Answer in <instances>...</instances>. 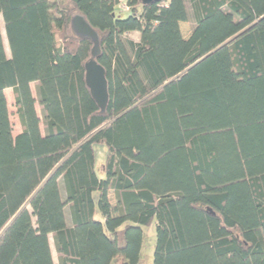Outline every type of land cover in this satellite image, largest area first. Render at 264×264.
<instances>
[{
	"label": "trees",
	"instance_id": "trees-1",
	"mask_svg": "<svg viewBox=\"0 0 264 264\" xmlns=\"http://www.w3.org/2000/svg\"><path fill=\"white\" fill-rule=\"evenodd\" d=\"M125 4L0 0V264H55L50 237L58 264H139L152 222V264H264V0ZM75 14L98 35L103 113Z\"/></svg>",
	"mask_w": 264,
	"mask_h": 264
},
{
	"label": "rangeland",
	"instance_id": "rangeland-1",
	"mask_svg": "<svg viewBox=\"0 0 264 264\" xmlns=\"http://www.w3.org/2000/svg\"><path fill=\"white\" fill-rule=\"evenodd\" d=\"M179 7L183 8V9L187 8L185 3L179 4ZM183 9H182V11H184ZM120 14H121L122 18L126 17V14H124V13H120ZM181 25H182L184 33L189 31V27H190L191 23L188 21L186 12L185 13L183 12V14H182ZM0 30H1V34L3 37V41H4V43H3L4 49L6 50V54L8 55L9 51H8L7 43L5 41L2 22H0ZM184 33H183V36H185ZM128 38L133 40V41H138V35L136 33H133V32L128 34ZM30 88H31L32 95L36 101L35 109H36V113H37V115L41 121L40 131H41V134L43 135L44 134V127H43V123H42V115H41L40 107L38 105V99H37L35 84H31ZM6 101H7V107H8V112H9V120H10V123L12 126V135H13V137H15L16 135H18L20 133L21 128H20V123H19L18 117L16 115V109L14 107V99H13V94H12L11 90L6 91ZM95 150L98 151L97 152V159H96V166L98 168V166L100 164H102V160L104 158L105 147H102L100 145H96ZM99 175H101V174H99ZM60 190L62 193H64V187L62 185H60ZM109 201H110L111 206L115 205L112 192H109ZM142 235H143V240H142V244H141L139 264H152L153 251H154V245H155V222H152L149 226L142 228ZM49 245H50L53 261L55 264H58L57 254L55 252L53 240L51 237L49 238Z\"/></svg>",
	"mask_w": 264,
	"mask_h": 264
},
{
	"label": "water",
	"instance_id": "water-1",
	"mask_svg": "<svg viewBox=\"0 0 264 264\" xmlns=\"http://www.w3.org/2000/svg\"><path fill=\"white\" fill-rule=\"evenodd\" d=\"M159 0H141L142 5H147ZM70 28L75 37L89 40L93 46L90 57L84 64V80L90 96L103 113L109 101L108 84L104 68L97 62L99 55V39L96 31L91 28L84 17L75 14L70 20Z\"/></svg>",
	"mask_w": 264,
	"mask_h": 264
},
{
	"label": "crops",
	"instance_id": "crops-1",
	"mask_svg": "<svg viewBox=\"0 0 264 264\" xmlns=\"http://www.w3.org/2000/svg\"><path fill=\"white\" fill-rule=\"evenodd\" d=\"M119 9V8H118ZM1 20V19H0ZM191 27H189V29H190ZM133 33H136L137 35H138V40H139V33H137V32H133ZM188 33H189V31H187L186 32V36L188 35ZM2 35V34H1ZM3 38V37H2ZM135 42H138V41H135ZM3 43H4V41H3ZM5 50V49H4ZM5 53H6V50H5ZM7 90H11V89H6L5 91H4V93H5V96H6V91ZM11 92H12V90H11ZM65 218H66V222H67V224L69 225V217H68V215H65ZM53 258V257H52Z\"/></svg>",
	"mask_w": 264,
	"mask_h": 264
},
{
	"label": "built area",
	"instance_id": "built-area-1",
	"mask_svg": "<svg viewBox=\"0 0 264 264\" xmlns=\"http://www.w3.org/2000/svg\"><path fill=\"white\" fill-rule=\"evenodd\" d=\"M118 8L124 12L128 10V8L125 4V0H119Z\"/></svg>",
	"mask_w": 264,
	"mask_h": 264
}]
</instances>
